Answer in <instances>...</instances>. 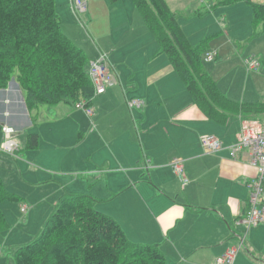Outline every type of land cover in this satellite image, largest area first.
Here are the masks:
<instances>
[{
	"label": "crops",
	"instance_id": "1",
	"mask_svg": "<svg viewBox=\"0 0 264 264\" xmlns=\"http://www.w3.org/2000/svg\"><path fill=\"white\" fill-rule=\"evenodd\" d=\"M54 3L62 32L84 51L87 59L92 44L96 47L98 55L88 62L105 55L117 84L103 94L93 95L91 116L79 108L87 119L83 126L74 120L75 105H47L46 114L54 116L56 122L70 118L72 132L84 131L77 132L78 147L87 141L75 164L67 162L66 169L75 171L66 173L61 169L64 167L59 171L47 169L50 180L57 181L62 172L74 179H85L90 185L105 177L109 199L104 203H111L106 209L98 206V199L81 195L92 198L95 210L113 216L132 243L157 245L165 264H214L229 248L238 245L241 247L232 264H264V224L246 231L240 223L248 206L247 184L256 177V170L249 164L246 152L232 157L228 150L236 141L241 118L231 116L224 125L207 118L186 91L169 58L165 55L168 61L161 64L151 62L164 54L156 53L158 45L132 0H93L82 16L74 12L71 0ZM218 4L208 6L211 9L204 12H213ZM114 20L121 22L117 27L119 39L112 31ZM16 76L17 72L6 92H0V129L4 126L15 134H26V146L27 134L37 133L28 131L37 125L38 108L30 115ZM130 101L138 106L129 107ZM205 134L218 138L224 149L209 156L200 143ZM53 136V147L58 152L66 136ZM25 146L19 148L18 158L27 159L29 152L41 153L39 143L35 150ZM64 158L61 155L57 160ZM205 159L217 164L221 183L216 186L204 184V170L194 174L190 168L193 162ZM173 160L183 161L188 179L184 187L172 170ZM30 164L39 168L36 161ZM114 203L118 207L112 206Z\"/></svg>",
	"mask_w": 264,
	"mask_h": 264
},
{
	"label": "trees",
	"instance_id": "2",
	"mask_svg": "<svg viewBox=\"0 0 264 264\" xmlns=\"http://www.w3.org/2000/svg\"><path fill=\"white\" fill-rule=\"evenodd\" d=\"M132 1L158 45L156 53L169 58L207 118L224 125L231 116H264V102L239 103L219 91L203 67L204 43L192 45L187 40L165 0ZM238 2L252 10V37L264 35V3L224 0L218 5ZM195 15L203 16L199 10ZM87 63L84 51L62 32L54 0H0V90L7 88L17 72L16 82L25 93L30 115L40 105L62 102H82L89 108L94 93L86 75ZM38 143L37 133L27 134L25 149L35 150ZM5 200L21 201L6 191L0 178V204ZM6 227L0 209V230ZM14 264H165V258L157 245L129 241L116 220L94 209L91 197L69 194L57 204L35 240L16 249Z\"/></svg>",
	"mask_w": 264,
	"mask_h": 264
},
{
	"label": "rangeland",
	"instance_id": "3",
	"mask_svg": "<svg viewBox=\"0 0 264 264\" xmlns=\"http://www.w3.org/2000/svg\"><path fill=\"white\" fill-rule=\"evenodd\" d=\"M165 1L169 8L176 12L179 26L187 40L192 45L204 43L203 58L206 54L215 55L212 61L205 62L203 60V67L216 82L219 91L230 100L239 103L264 102V35L252 37L250 7L239 2L228 7L218 5L213 12L206 13L204 11L207 10L208 6H215L224 0ZM252 1L264 3V0ZM197 9L201 13L204 12L205 16L202 18L197 17L194 14ZM120 26V21H113L112 31L118 39L120 29L118 30L117 27L120 28ZM81 30L87 37L84 29L81 28ZM117 38L113 39L119 41ZM119 42L121 43V41ZM89 51L91 54L88 55V59H95L94 57L98 55V51L93 44ZM246 58L251 59L256 64V70L250 71L247 69L244 65V59ZM163 61H168L165 55L151 60L152 63L159 62V64ZM168 67L171 68L169 63ZM66 105L68 104L63 103L62 106L67 107ZM47 108V105L38 106L36 112L37 125L32 126V130L28 131L39 134V152L41 153L29 152L30 155H27V159H23L22 157L13 158L0 151V178L8 193L15 194L21 199L20 202L5 200L0 204V209L4 213L7 224L6 228L0 230V264H14L16 249L35 240L57 204L62 200V196L66 194L65 192L92 196L94 199H98V206L103 209L108 207L106 205L111 204L109 202L104 203L109 199V192L105 185L107 184L106 178L102 175V180L95 181L90 185L85 179H74L73 176L64 173L75 171L69 168L66 169L67 162L69 161L70 165L75 164L77 154L87 144V141L78 147L77 132L84 133V131L72 132L68 125L70 118H62L56 122L54 116L46 114ZM75 112L77 113L74 120L76 122L80 121L81 126L86 124L87 119L83 111L77 108ZM41 115L46 117L45 120H41ZM32 122L33 119H31ZM55 122L56 126L54 125ZM54 133L66 136L65 144L58 152L53 147ZM22 134H14L19 148L25 146L26 134ZM3 141L4 133L0 129V145ZM61 155H64V160H57L58 156ZM55 160L57 161L54 162ZM35 161L38 163L39 168H35L30 164ZM61 167H64V169ZM59 168L64 171L63 174L56 178L57 181L50 180L52 177L45 171L47 169L57 171ZM190 168L194 171V174L204 170L203 182L209 187L221 183L217 178V164L209 159L197 160L192 163ZM91 177L90 174L89 178ZM22 204L26 207L24 213L21 210ZM112 206L118 207V204L114 203ZM256 228L258 226L250 228L248 231ZM245 230L247 231L246 227ZM129 233L132 235V232L129 231ZM43 257V254H41L40 260H43Z\"/></svg>",
	"mask_w": 264,
	"mask_h": 264
},
{
	"label": "built area",
	"instance_id": "4",
	"mask_svg": "<svg viewBox=\"0 0 264 264\" xmlns=\"http://www.w3.org/2000/svg\"><path fill=\"white\" fill-rule=\"evenodd\" d=\"M91 1L93 0H71L72 9L78 16H82L87 13L88 3ZM214 58V54H206L203 60L208 62L214 60ZM244 64L248 70H256V64L251 59H245ZM86 75L93 87L94 95L103 94L107 88L117 84L116 74L103 54L98 59L87 63ZM128 106H138V103L130 101ZM75 107L84 109L88 116L92 115L91 110L85 108L82 102L77 103ZM1 129L4 133V141L0 145V151L17 158L19 147L16 143L15 133L4 126ZM200 143L203 150L208 154H216L224 149L222 142L213 135H202ZM228 150L232 157H235L238 153L246 152L249 156V164L257 172L256 177L247 184L249 190L248 206L245 214L240 219V223L248 231L252 227L264 224V116L256 119H241L236 141ZM171 167L181 186L184 187L188 183V179L185 176L183 161L173 160ZM21 210L24 213L26 208L23 207ZM240 247L238 245L229 248L215 260L214 264H232Z\"/></svg>",
	"mask_w": 264,
	"mask_h": 264
},
{
	"label": "water",
	"instance_id": "5",
	"mask_svg": "<svg viewBox=\"0 0 264 264\" xmlns=\"http://www.w3.org/2000/svg\"><path fill=\"white\" fill-rule=\"evenodd\" d=\"M13 83V80L11 79L8 84ZM0 92H6V89L0 90ZM23 104V102H22Z\"/></svg>",
	"mask_w": 264,
	"mask_h": 264
}]
</instances>
